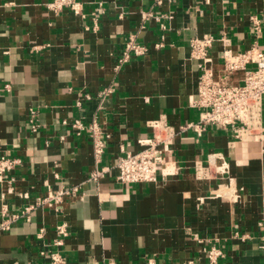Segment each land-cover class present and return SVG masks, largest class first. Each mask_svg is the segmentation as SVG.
<instances>
[{
    "label": "crops",
    "instance_id": "crops-1",
    "mask_svg": "<svg viewBox=\"0 0 264 264\" xmlns=\"http://www.w3.org/2000/svg\"><path fill=\"white\" fill-rule=\"evenodd\" d=\"M52 1L0 0V156L21 162L0 181V221L3 210L9 219L48 192L77 193L59 214L38 207L0 231V264H46L62 222L67 264H210L211 248L222 253L216 264H264V143L216 126L199 138L187 130L170 146L173 175L116 180L119 158L152 135L150 121L163 118L176 129L198 120L188 104L200 74L190 39H217L208 51L216 73L218 39L233 52L255 46L264 53V0H75L79 14L50 10ZM142 11L159 19L142 20ZM131 38L147 52L117 70ZM105 89L111 93L102 98ZM75 119L103 130L99 164L89 132L71 127ZM215 153L228 165L226 178L197 177L196 165ZM95 168L107 170L89 180ZM227 178L237 199L214 195Z\"/></svg>",
    "mask_w": 264,
    "mask_h": 264
},
{
    "label": "built area",
    "instance_id": "built-area-1",
    "mask_svg": "<svg viewBox=\"0 0 264 264\" xmlns=\"http://www.w3.org/2000/svg\"><path fill=\"white\" fill-rule=\"evenodd\" d=\"M159 2V0H157ZM68 7L75 14H79L81 7L75 0H53L47 8L53 11ZM154 19L150 11L141 12V19ZM252 31L254 34L260 32L258 20L252 16ZM211 35H203L189 40L188 46L190 58L197 62L200 74L197 80L196 97L189 100V107L196 109L198 120L180 125L176 129L167 124L163 118L150 121L148 127L152 130L149 138L138 140L141 149L136 153L126 152L116 163V180L120 184L134 183H155L158 175L163 178L174 174V167L169 159L170 146L173 139L187 130L195 132L199 138L212 126L221 129H231L235 139H249L254 143H264V53L255 46L233 52L229 40L218 39L222 44L220 53V69L218 73L213 68L209 56V49L216 41ZM146 48L130 39L124 45L120 58L118 59L117 70L127 63L132 57L145 55ZM242 75L241 82L232 84L226 79L235 74ZM219 74V76H217ZM111 93V89H105L100 93L104 98ZM31 122V129L37 130V126ZM71 127L77 134L88 131L92 141L93 159L95 165L99 164L104 152V133L94 122L84 124L81 120L75 119ZM106 137V135H105ZM264 152V149H262ZM18 158L0 156V181L5 174L10 173L20 165ZM107 168H95L89 174V180H97L102 177ZM228 165L220 154H210L205 166L197 164L195 174L199 178H209L211 174L220 175L222 179L228 174ZM224 177V178H223ZM238 190L234 183L227 178L226 183L219 184L214 190L215 196H225L237 199ZM77 193V187L63 188L55 192H48L45 197L36 199L32 205L26 206L20 214L12 215L4 219L5 211L1 212L0 231L10 228V224L18 218L26 217L30 211L46 206L52 208L56 214L61 213L62 204L65 198H72ZM213 195V196H214ZM25 196V194L23 195ZM44 229H40L37 236L43 235ZM68 225L62 222L54 229V238L51 242L52 249L47 250L46 264H67L61 248L68 237ZM44 254V252H41ZM222 256L218 248H211L207 252V259L210 264H216Z\"/></svg>",
    "mask_w": 264,
    "mask_h": 264
}]
</instances>
